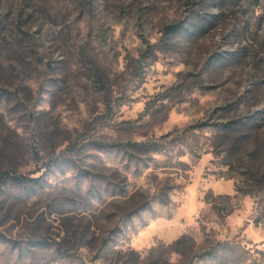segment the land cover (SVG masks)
I'll return each mask as SVG.
<instances>
[{"label": "rangeland", "instance_id": "374dc122", "mask_svg": "<svg viewBox=\"0 0 264 264\" xmlns=\"http://www.w3.org/2000/svg\"><path fill=\"white\" fill-rule=\"evenodd\" d=\"M210 13L0 0V264H264V5Z\"/></svg>", "mask_w": 264, "mask_h": 264}, {"label": "trees", "instance_id": "16d2710c", "mask_svg": "<svg viewBox=\"0 0 264 264\" xmlns=\"http://www.w3.org/2000/svg\"><path fill=\"white\" fill-rule=\"evenodd\" d=\"M206 1L212 3L214 8L217 11H219V13H220V10L223 9L225 4L229 3L230 0H206ZM255 3L257 5H260L261 3L264 5V0H255ZM219 13H210L208 15L210 17L203 16L202 19H200V20H199V18H198V20L195 19L196 20L195 23L190 21L191 29H189V28L187 29L185 27V25H183L181 23H173V24L166 25L165 34L176 33V32H180L182 30H185V31H188V32H192V30H197V29L199 30V28H201L204 25L205 22H208V23L213 22V19H215L219 15ZM254 122H256V121H254ZM229 123H225L224 124L225 129H228L230 127ZM149 144H144L141 147L149 148ZM19 178L20 179L23 178V180L29 179V177L27 178L26 176L25 177H20L19 176Z\"/></svg>", "mask_w": 264, "mask_h": 264}]
</instances>
